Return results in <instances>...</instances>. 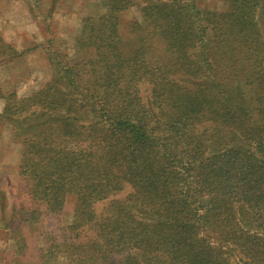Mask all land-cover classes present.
Masks as SVG:
<instances>
[{
  "label": "trees",
  "instance_id": "1",
  "mask_svg": "<svg viewBox=\"0 0 264 264\" xmlns=\"http://www.w3.org/2000/svg\"><path fill=\"white\" fill-rule=\"evenodd\" d=\"M222 1L147 0L125 38L139 4L104 0L81 21L85 53L0 94L25 195L48 216L72 202L41 260L264 264V0ZM17 56L0 40V66Z\"/></svg>",
  "mask_w": 264,
  "mask_h": 264
},
{
  "label": "rangeland",
  "instance_id": "2",
  "mask_svg": "<svg viewBox=\"0 0 264 264\" xmlns=\"http://www.w3.org/2000/svg\"><path fill=\"white\" fill-rule=\"evenodd\" d=\"M145 1L136 0L139 5L119 15L125 38L131 22L139 21V8ZM197 4L204 11L225 8L222 0H197ZM104 9V0H0V40L18 54L0 66V94L14 92L22 98L41 88L51 77L50 54L63 60L73 58L82 19L102 14ZM81 51L87 49L81 47ZM147 89L141 85L143 96ZM2 105L0 99V111ZM21 148L10 126L0 121V264H65L61 258L47 261L41 256L51 244V234L63 233L57 228L71 222L72 202L68 200L59 215L48 216L41 205L27 198L17 176Z\"/></svg>",
  "mask_w": 264,
  "mask_h": 264
}]
</instances>
